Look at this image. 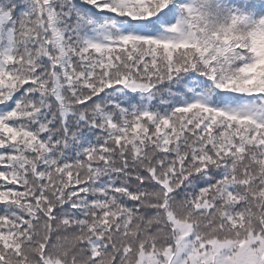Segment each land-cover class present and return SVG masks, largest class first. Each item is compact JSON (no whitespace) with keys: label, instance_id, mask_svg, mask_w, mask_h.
<instances>
[{"label":"snow or ice","instance_id":"6c2138e0","mask_svg":"<svg viewBox=\"0 0 264 264\" xmlns=\"http://www.w3.org/2000/svg\"><path fill=\"white\" fill-rule=\"evenodd\" d=\"M0 264H264V0H0Z\"/></svg>","mask_w":264,"mask_h":264}]
</instances>
